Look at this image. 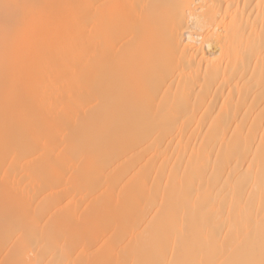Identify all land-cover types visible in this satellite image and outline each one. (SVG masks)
I'll use <instances>...</instances> for the list:
<instances>
[{
	"label": "bare ground",
	"instance_id": "obj_1",
	"mask_svg": "<svg viewBox=\"0 0 264 264\" xmlns=\"http://www.w3.org/2000/svg\"><path fill=\"white\" fill-rule=\"evenodd\" d=\"M0 264H264V0H0Z\"/></svg>",
	"mask_w": 264,
	"mask_h": 264
},
{
	"label": "rangeland",
	"instance_id": "obj_2",
	"mask_svg": "<svg viewBox=\"0 0 264 264\" xmlns=\"http://www.w3.org/2000/svg\"><path fill=\"white\" fill-rule=\"evenodd\" d=\"M6 69H7V68H6ZM5 74H7V75H5ZM5 74H4V77L8 76V71H7V72H5Z\"/></svg>",
	"mask_w": 264,
	"mask_h": 264
}]
</instances>
